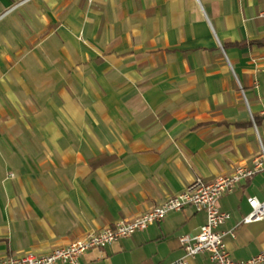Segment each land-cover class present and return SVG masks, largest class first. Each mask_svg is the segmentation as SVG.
Here are the masks:
<instances>
[{
    "label": "crops",
    "instance_id": "1",
    "mask_svg": "<svg viewBox=\"0 0 264 264\" xmlns=\"http://www.w3.org/2000/svg\"><path fill=\"white\" fill-rule=\"evenodd\" d=\"M264 0H0V262L47 255L251 167L264 150ZM264 170L217 206L234 260L264 253ZM188 206L81 264H174ZM209 253L187 258L208 264Z\"/></svg>",
    "mask_w": 264,
    "mask_h": 264
},
{
    "label": "built area",
    "instance_id": "2",
    "mask_svg": "<svg viewBox=\"0 0 264 264\" xmlns=\"http://www.w3.org/2000/svg\"><path fill=\"white\" fill-rule=\"evenodd\" d=\"M264 117V110L261 112ZM264 134V132H263ZM264 170V150L253 161L251 167L239 166L230 176H220L212 182L197 178L186 189L154 209L134 218L121 221L115 228H104L88 233L84 238L69 245L55 248L47 255L29 252L19 258L6 259L0 264H81L82 257L92 249H104L123 239L131 238L135 233L146 230L150 225L163 221L170 213L182 211L191 206L197 212H205L206 223L200 233L193 237L184 235L180 238L185 256L174 264H189L187 258L209 253L208 264H264V253L248 260H234L225 243V234L219 228L231 215L221 212L217 203L221 197L234 190L242 180H251ZM251 212L244 218L245 224L264 220V202L256 197L248 199Z\"/></svg>",
    "mask_w": 264,
    "mask_h": 264
},
{
    "label": "trees",
    "instance_id": "3",
    "mask_svg": "<svg viewBox=\"0 0 264 264\" xmlns=\"http://www.w3.org/2000/svg\"><path fill=\"white\" fill-rule=\"evenodd\" d=\"M254 45L261 46V47L264 46V38L262 40L250 41L249 43L235 44L232 46L245 48V47L254 46Z\"/></svg>",
    "mask_w": 264,
    "mask_h": 264
}]
</instances>
